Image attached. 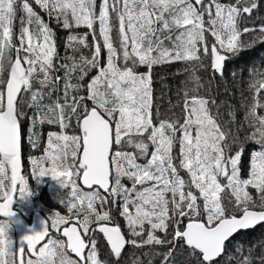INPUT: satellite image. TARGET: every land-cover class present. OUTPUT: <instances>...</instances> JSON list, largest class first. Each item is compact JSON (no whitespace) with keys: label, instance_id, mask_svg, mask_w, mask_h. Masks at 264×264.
<instances>
[{"label":"snow or ice","instance_id":"snow-or-ice-1","mask_svg":"<svg viewBox=\"0 0 264 264\" xmlns=\"http://www.w3.org/2000/svg\"><path fill=\"white\" fill-rule=\"evenodd\" d=\"M34 3L68 31L67 52L58 55L53 29L30 0H0V216L13 215L14 193L31 194L28 181L20 174L21 120L27 117L18 110L22 94L30 93V106L37 112L29 129L31 146H39V134L34 131L37 123L60 129L47 133L43 155L31 158L32 172L35 178L51 177L59 188H71L66 202L69 215L57 212L51 227L72 226L63 227L66 241L48 238L37 250L50 237L48 224L42 220L41 230L21 237L17 252L8 235V220H0V264H108L99 259L97 232L116 261L130 244L150 246L143 253L148 264L157 256L163 257L161 264H173V253L182 241L181 249L186 245L191 256L202 254L197 264H214L234 234L264 222V116L257 115L264 73L250 70L259 79L249 85L255 91L248 112L254 131L245 139L258 144L260 150L251 155L246 179L241 178L243 142L231 129L225 130L228 122L222 125L218 112H211L215 100L189 95L202 87L197 72L209 68L205 58H210L211 86L217 75L223 78L230 56L264 43V25L240 28L244 20L251 19L258 0ZM18 12L23 15L16 43L13 27ZM79 28L88 31H74ZM252 32L258 35L245 43L241 37ZM57 60L60 63H54ZM175 62L190 65L184 69L186 82L195 85L183 93V122L179 117L162 119L159 106L154 110L153 69ZM140 66L147 71L138 72ZM61 71L63 76L56 74ZM61 82L62 96L44 103L45 96L50 98ZM34 83L39 87L34 89ZM234 146L240 150L232 154ZM78 178L90 191L78 185ZM249 187L255 189V197ZM118 203L131 239L114 222L111 208ZM145 231L146 238L138 239ZM155 246L170 247L161 253ZM248 251L243 256L244 246H237L242 257L238 264H251L254 249Z\"/></svg>","mask_w":264,"mask_h":264},{"label":"trees","instance_id":"trees-1","mask_svg":"<svg viewBox=\"0 0 264 264\" xmlns=\"http://www.w3.org/2000/svg\"><path fill=\"white\" fill-rule=\"evenodd\" d=\"M221 3H235V0H220ZM34 9L40 14L42 19L46 23L49 24L55 33V39L57 44V51L60 57L65 56L67 49L65 45V38L68 35V31L64 30L55 19H50L48 15L43 12L37 5H35L34 0H30ZM99 3V0H98ZM258 8L254 10L251 19H246L240 24V28L244 27H257L259 28L261 25H264V0H258ZM22 12H18L17 19L14 22L13 32H14V42L18 43L17 34L20 31V16H22ZM79 34H83L88 31L86 28L75 29ZM60 34V35H59ZM258 33H248L241 37V39L248 43L252 40L254 36H257ZM211 39V38H210ZM89 41H91V37L89 36ZM166 46L170 47L171 42L166 41ZM83 54L86 56H90V51L88 49H83ZM223 54V53H222ZM205 64L209 65V68L205 70H198L197 75L200 77V83L202 87L198 92H193V95L203 96L208 98L209 100H215L214 105H210L211 112L213 114H220L221 123L224 125V122H228L225 125V130L231 129L232 133L235 134L240 141L243 142V155H242V164H241V178L246 179L249 176L250 169V159L251 155L254 151L260 150V146L253 141L245 139L247 136H250L254 128L250 126L251 117L248 116V112L252 104L254 103L253 97L255 95L254 89H250L249 85L254 80L259 79V76H253L250 74V70H255L258 73H264V43H256L254 47L248 48L244 51H241L236 56H230L224 66V74L223 78L219 75L216 76L214 80L211 81V86H209V80L212 76V71L210 68V58H205ZM54 63H60L59 60L54 61ZM194 63V62H193ZM190 68V65L186 62H175L170 64H163L159 66H155L152 73L153 79V89H154V110L155 106H159L161 118L162 119H175L177 117L180 118L181 122H183V100H184V90L185 88H195V85L191 82H186L183 79L187 73L184 72V69ZM145 70L146 67H145ZM235 73V76H233ZM63 76V72L56 73ZM95 71L92 72L91 75H95ZM91 75L86 79H91ZM77 82L76 80L73 81ZM62 84L58 87L56 91L52 93V96L49 98L45 96L44 103H49L51 100H55L57 97L62 96ZM34 89L38 88L39 85H33ZM86 94V93H80ZM31 94L23 93L21 102L19 104L20 111L24 112L27 117V121L22 124L21 133H22V146H25L27 139L29 141V129L32 126V119L36 117L37 112L34 107H31ZM260 103L261 107L257 108V115L264 116V92L260 94ZM87 103L91 104V101H87ZM73 127L75 126V120H72ZM36 133L39 134V146L37 148H33L36 154H33V158L39 157L43 155L44 148L46 147V139L47 133L49 131H57L60 129L58 125H48L39 123L36 124L34 129ZM73 128L67 129V132H72ZM239 146H234L233 153L235 151H239ZM182 175L187 178V174L182 172ZM45 177H37L34 180V192L29 195L32 196L28 198L26 196L27 208L33 209V207L40 212L44 209L43 199H40L39 196L49 197V205L52 207L56 206H64L66 208V202L70 198V191L68 188H59V185L56 186L58 193L55 198H53L54 189L48 190V186L45 185ZM79 182V179H78ZM126 185L130 186V182L127 180L123 181ZM223 183H226L225 180H222ZM248 191L254 197L256 196L255 189L249 187ZM47 193V194H46ZM46 206L49 211L56 212L55 208ZM99 210V205H97ZM60 209L64 211L63 207L60 206ZM15 210L19 213V215L25 219L27 223L30 222L31 216L26 215L22 207L17 206ZM59 212V211H57ZM120 207L119 203L117 205H113V219L116 224H118L121 230L125 233V235H129V229L127 227L126 221L123 217L120 216ZM45 218L48 220L49 226L51 227L50 216L46 213ZM7 219L9 222L8 227V235L11 239L14 240V244L16 245L17 252L19 251V241L17 236V225L16 228L13 223L10 222L11 217L0 218V220ZM16 219V218H15ZM186 222V221H185ZM95 225H93L94 227ZM147 230V229H146ZM50 231V230H49ZM82 231V230H81ZM161 234L163 237V233L157 232V235ZM130 236V235H129ZM160 236V235H159ZM48 238H59V230H57V234H50ZM146 231L144 236L138 239H145ZM171 238V237H169ZM131 239V238H128ZM183 242H178L175 252L173 253L174 261L173 264H197V260L201 259L200 255L191 256L190 250L185 245L182 249L180 244ZM243 245L244 252L243 256H248V249H254L251 253V264H264V224L258 225L257 227L239 232L232 239H230L226 243V248L222 256L214 261V264H238V261L242 259V257L236 252L237 246ZM170 246H155V251L157 252H167ZM99 259L102 261H108V264H139V261H142V264H148V258L144 257L143 253L148 252L150 250V246H145L143 248H136L130 244H127V247L122 251V255L118 261L116 258L110 253V251L104 245H99ZM232 254L236 258L233 260H229V255ZM27 258V256H26ZM73 259H76L73 257ZM153 264H161L162 256L153 257ZM77 260V259H76Z\"/></svg>","mask_w":264,"mask_h":264},{"label":"flooded vegetation","instance_id":"flooded-vegetation-1","mask_svg":"<svg viewBox=\"0 0 264 264\" xmlns=\"http://www.w3.org/2000/svg\"><path fill=\"white\" fill-rule=\"evenodd\" d=\"M27 150H28V148L26 147V144H25V146H22V140H21V172H20V174L22 175V176H24L25 177V179L28 181V183L29 184H31V186H29L30 187V191L33 193L34 192V180H33V172H32V164H31V158H33V154L35 153L36 154V152L33 150V147H30V150H29V154L27 153ZM8 175L10 176V170H9V173H8ZM18 193V192H17ZM17 193H14V199H15V203H14V209L16 208V201H17ZM32 196H28V198H31ZM39 198L40 199H43L44 201H43V204L45 205V206H49V203H48V201H49V197L48 196H44V197H42L41 195L39 196ZM23 200L24 201H28V200H26V198L25 197H23ZM1 201V200H0ZM111 210H112V212H113V206H112V208H111ZM0 218H5V217H3V216H0ZM30 222H31V220H30ZM75 221L73 220V223H74ZM184 223H185V221H184ZM71 224H68V225H63V226H61L60 227V229H59V237H60V239H64L65 241H66V238H64L62 235H61V231H62V229H63V227H69ZM95 227V226H94ZM147 225H145V228L147 229ZM50 230V229H49ZM124 233V232H123ZM160 233V232H159ZM124 235H125V233H124ZM160 236H162L161 234H159ZM129 236V235H128ZM125 237H126V239H128L127 238V236L125 235ZM96 238H97V240H98V248H99V245H105L106 246V248L110 251V249H109V247H108V245H107V243H106V241H105V239L103 238V235L102 234H100V233H96ZM47 239H48V237L46 238V240L44 241V243H46L47 242ZM55 239H59V238H55ZM44 243H42L39 247H42L43 246V244ZM39 247H37V250H38V248ZM126 247H127V244H126ZM125 247V248H126ZM72 258L74 257V258H76L77 260H79V258H77L73 253H71L70 251H69V253H68ZM26 256H27V254H26Z\"/></svg>","mask_w":264,"mask_h":264},{"label":"rangeland","instance_id":"rangeland-1","mask_svg":"<svg viewBox=\"0 0 264 264\" xmlns=\"http://www.w3.org/2000/svg\"><path fill=\"white\" fill-rule=\"evenodd\" d=\"M59 35H60V34H59ZM137 71H138V72H146L147 70H145V67H144V66H140V67L137 69ZM58 75H59V74H58ZM187 77H188V75H186L183 79H185V80L187 81ZM187 89H188V88H187ZM191 89H193V87L189 88V90H191ZM189 95H190V96L193 95V92L190 91V92H189ZM26 121H27V118H24V119L21 120V127H22V124L25 123ZM73 121H74V119H73ZM68 134H72V132H68ZM25 141H26V147L28 148L27 153L29 154L30 147H32V146H31L30 142H29L27 139H25ZM241 174H242V173H241ZM78 179H79V178H78ZM78 179H77V183H78V185H80L79 182H78ZM9 183H10V181H9ZM45 185L48 186V190H52L53 188H55L56 186H58V183H57V181H55V180L52 179L51 177L46 176V177H45ZM29 186H31V184H29ZM68 189H69V191L71 192V188L69 187ZM83 190H84V189H83ZM84 191H90V190H84ZM57 193H58V190H57V188H55V189H54L53 198H55L54 196H56ZM46 194H47V193H46ZM17 197H18V198H17V201H16V207H17V206L22 207L23 210H24V212L26 213L27 216H28V215L31 216V214H32L33 212H35V210H37V209H35L34 207H33V209H28V208L26 207V206H27V202L24 201V200H23V197L20 196L18 193H17ZM43 205H44V204H43ZM44 206H45V205H44ZM49 206H50V205H49ZM60 206L63 207L64 211H62V210L60 209ZM60 206H56V207H52V206H50V207H52V209L55 208L57 211H59L58 213H59L60 215L68 216L69 213H68L67 209H65V207L62 206V205H60ZM47 208H48V207H47ZM47 208H46V206H45L44 209L41 210L40 212L43 214V216H45V214L47 213V214L50 216L51 220H52V218H54V216H55V214L57 213V211H56V212H54V211L52 212V211H49ZM66 208H67V207H66ZM112 215H113V212H112ZM10 222L13 223L14 226H15V228H16L17 220H16L15 218H13V219L10 220ZM50 224H51V221H50ZM49 227H50V226H49ZM59 229H60V228H59ZM49 233H50L51 235H52V234H57V229H53L52 227H50V232H49ZM127 238H131V236H128V235H127ZM12 240H13V239H12ZM13 242H14V240H13ZM14 245H15V244H14ZM217 260H218V259H217Z\"/></svg>","mask_w":264,"mask_h":264},{"label":"water","instance_id":"water-1","mask_svg":"<svg viewBox=\"0 0 264 264\" xmlns=\"http://www.w3.org/2000/svg\"><path fill=\"white\" fill-rule=\"evenodd\" d=\"M79 184H80V186L84 189V190H90V189H88V188H86V187H84L83 186V184H82V180L81 179H79ZM102 191V190H101ZM14 195V194H13ZM0 202H2V200L0 201ZM14 203H15V199L13 198V202H12V204H11V210H12V213H13V215L11 216V217H14V218H17V236H18V241H19V244L22 242L21 241V237L23 236V235H25V234H29L30 233V231H32V230H35V231H39V230H41V228H42V224H41V221L43 220V221H46L47 222V224H48V221H47V219L43 216V214L41 213V212H34L33 214H32V216H31V222L30 223H27L26 221H25V219H23L20 215H19V213L14 209ZM186 223H187V221L185 222V225H186ZM261 224H264V222H261L260 224H258V225H261ZM258 225H256L255 227H257ZM70 226H72V225H70ZM69 226V227H70ZM255 227H253V228H255ZM253 228H250V229H247V230H240L239 232H244V231H248V230H251V229H253ZM48 229H49V224H48ZM122 231V230H121ZM62 232H63V229H62V231H61V235H62ZM238 232V233H239ZM122 233H123V231H122ZM238 233H236V234H238ZM124 234V233H123ZM236 234H234V236L236 235ZM63 236V235H62ZM125 236V235H124ZM233 236V237H234ZM232 237V238H233ZM47 238V237H46ZM46 238H45V240H46ZM64 238H66V237H64ZM126 238V237H125ZM232 238H230V239H232ZM44 240V241H45ZM44 241H41L40 242V244H38V246L37 247H39L42 243H44ZM106 241V240H105ZM107 243V242H106ZM227 243V242H226ZM109 247V246H108ZM126 247V246H125ZM110 249V248H109ZM125 249V248H124ZM123 249V250H124ZM122 250V251H123ZM74 254V253H73ZM75 255V254H74ZM222 256V255H221ZM220 256V257H221ZM200 257H201V260H202V254H200ZM219 257V258H220ZM78 258V257H77ZM219 258H216L215 259V261L217 260V259H219Z\"/></svg>","mask_w":264,"mask_h":264}]
</instances>
